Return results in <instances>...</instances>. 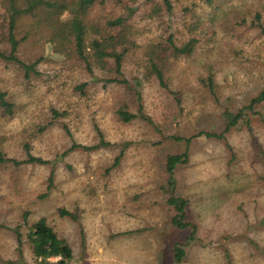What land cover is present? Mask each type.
Instances as JSON below:
<instances>
[{
	"label": "rangeland",
	"instance_id": "1",
	"mask_svg": "<svg viewBox=\"0 0 264 264\" xmlns=\"http://www.w3.org/2000/svg\"><path fill=\"white\" fill-rule=\"evenodd\" d=\"M168 1L170 10L164 0H125L135 7L130 17L117 0L93 10L101 25L113 21L111 37L126 38L128 85L101 80L115 77L111 60L88 69L56 56L43 24L16 28L17 59L37 74L26 79L18 64L0 60V92L13 105L11 115L0 107V155L18 163H0V264H33L26 235L40 218L68 243L71 264H175V243L185 246L181 264H264V104L229 129L224 117L264 91V0ZM7 22L0 5L4 52ZM170 35L177 47L196 40L191 55L170 59L165 89L144 77H155L151 46L161 51ZM121 108L137 118L122 122ZM99 132L109 146L69 150L97 145ZM172 137L192 138L188 162L175 170V195L196 227L190 243L193 231L171 224L164 190L166 157L187 147ZM61 209L77 220L60 217Z\"/></svg>",
	"mask_w": 264,
	"mask_h": 264
},
{
	"label": "trees",
	"instance_id": "2",
	"mask_svg": "<svg viewBox=\"0 0 264 264\" xmlns=\"http://www.w3.org/2000/svg\"><path fill=\"white\" fill-rule=\"evenodd\" d=\"M106 0H0V5L6 10L8 15L7 22V34L6 41L9 44V50L4 52L0 49V60L12 62L18 64L26 79H30L31 75L37 74L34 65H26L19 61L16 56L17 48L20 41L16 38V28L27 20L32 21L33 24H43L49 30V38L47 44H49L52 52L59 58L75 57L85 63L86 67L90 69L91 61L98 64H103L105 67L107 60L112 61V66L115 77H105L101 79L106 84L117 83L128 85V81L124 79L122 68L125 55L129 52L126 38L122 35L111 37L109 33V27L113 26V21H105L104 25H101L100 21L94 19L93 10L96 6L101 5ZM118 3L124 5L127 11V16L130 17L135 11V7L125 3V0H117ZM167 10L171 9L168 0H164ZM67 14L68 18L65 20H58L53 22L51 18L53 16H61ZM255 20L257 25L262 29L260 23V16L256 14ZM264 31V30H262ZM31 33V30L25 32V36L22 40L26 39ZM119 37V38H118ZM119 39V40H118ZM118 40V41H117ZM196 39H191L180 47H177L174 42L173 35L168 36L166 47L160 51L155 45L151 46L153 51L147 57V66L150 69L152 75L155 77H144L146 80L156 79L159 86L168 89V73L170 72L169 61L171 58L175 60L180 56H188L193 52ZM134 46V44L132 45ZM162 47V46H160ZM138 81V79L136 80ZM207 86L209 90L213 89V82L211 78L207 79ZM81 93L84 92L86 84H82L76 87ZM264 104V91L258 96L252 98L248 105L241 107L236 113L232 114L224 112L226 120V129L234 127L239 124L240 121H246L248 112H252L255 106ZM0 107L4 109L7 115L13 113V105L6 99V95L0 92ZM140 110V107L138 108ZM141 117H144L139 113ZM119 119L124 123H129L137 118L138 115L128 112L125 108H121L117 111ZM258 115V114H256ZM99 142L92 147H82L79 145H72L69 150L76 148H82L84 150H94L100 147H107L110 144L106 142L99 132ZM196 136H205L207 138H222V135L200 132ZM175 141H184L186 143V149L181 154L168 155L165 160V171L168 175L166 186L164 190L169 194L167 204L173 208L174 215L171 219V224L178 230H185L190 228L193 233L187 238L186 242H191L195 225L185 221V208L186 200L176 197V179L175 170L178 166L184 165L189 160V145L192 138L184 139L182 137H172ZM27 149V147L25 146ZM122 154L115 158L113 166H116L121 158ZM10 162L13 165H18L14 160L4 159L0 155V163ZM39 163H43L41 160ZM53 176L50 174L48 178V186L52 185ZM264 186V184H263ZM262 186V187H263ZM60 217H69L73 221L77 220L76 215L67 212L66 210L58 211ZM27 213L23 214V219L26 221ZM17 243V250L20 255L23 248V237L19 228L13 230ZM29 243L33 264H71L72 250L68 243L61 239L56 231L48 224L45 218H40L38 221L28 226V232L26 235ZM186 256L185 246L179 243L173 245V259L175 264H181Z\"/></svg>",
	"mask_w": 264,
	"mask_h": 264
}]
</instances>
